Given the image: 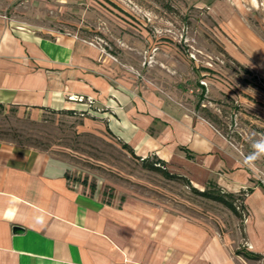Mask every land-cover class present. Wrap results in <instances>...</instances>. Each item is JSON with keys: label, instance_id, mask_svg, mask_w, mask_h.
I'll list each match as a JSON object with an SVG mask.
<instances>
[{"label": "crops", "instance_id": "0c3cea01", "mask_svg": "<svg viewBox=\"0 0 264 264\" xmlns=\"http://www.w3.org/2000/svg\"><path fill=\"white\" fill-rule=\"evenodd\" d=\"M16 1L0 0L1 105L86 113L191 188L249 191L240 232L220 230L156 202L104 198L71 178L67 160L0 138V264H264V184L245 152L188 104L137 83L99 44L21 20Z\"/></svg>", "mask_w": 264, "mask_h": 264}, {"label": "rangeland", "instance_id": "374dc122", "mask_svg": "<svg viewBox=\"0 0 264 264\" xmlns=\"http://www.w3.org/2000/svg\"><path fill=\"white\" fill-rule=\"evenodd\" d=\"M14 5L17 11L10 12L29 24L99 44L137 83L188 104L246 156L264 135V0H17ZM0 138L67 160L71 178L94 185L104 198H140L209 218L220 230H241L239 197L234 203L241 215L199 195L185 179L143 166L86 113L49 110L32 116L0 104ZM254 168L262 183L264 156Z\"/></svg>", "mask_w": 264, "mask_h": 264}, {"label": "trees", "instance_id": "16d2710c", "mask_svg": "<svg viewBox=\"0 0 264 264\" xmlns=\"http://www.w3.org/2000/svg\"><path fill=\"white\" fill-rule=\"evenodd\" d=\"M244 71L248 72L247 69H244ZM201 90H202L201 91V93H202L204 91V87L202 85H201ZM141 161H142L143 166H145V167H147L149 169H152V170L161 172L162 174H164L167 177L184 179L180 175L170 173L164 167V161H162L161 159H159L157 157H153L152 159L143 158V159H141ZM192 189L196 193H198L199 195H201V196H204L206 198H210L212 200H216V201L221 202L222 204H224L225 206H227L228 208H230L231 210H233L235 212H236V207L234 205L235 198L236 197H239V198L243 199L245 193L249 191V189H247V190H241L240 193H239V195L235 196L233 194L221 192L219 190H216L215 188L198 190L195 187H192ZM253 256H257V255H253Z\"/></svg>", "mask_w": 264, "mask_h": 264}, {"label": "clouds", "instance_id": "9594fccd", "mask_svg": "<svg viewBox=\"0 0 264 264\" xmlns=\"http://www.w3.org/2000/svg\"><path fill=\"white\" fill-rule=\"evenodd\" d=\"M252 151L244 158V164L250 167L255 166V161L264 156V135L251 143Z\"/></svg>", "mask_w": 264, "mask_h": 264}, {"label": "built area", "instance_id": "2783aa9c", "mask_svg": "<svg viewBox=\"0 0 264 264\" xmlns=\"http://www.w3.org/2000/svg\"><path fill=\"white\" fill-rule=\"evenodd\" d=\"M262 183H264V179H260Z\"/></svg>", "mask_w": 264, "mask_h": 264}, {"label": "water", "instance_id": "95a60500", "mask_svg": "<svg viewBox=\"0 0 264 264\" xmlns=\"http://www.w3.org/2000/svg\"><path fill=\"white\" fill-rule=\"evenodd\" d=\"M16 229H17V230H19V229H20V227H16Z\"/></svg>", "mask_w": 264, "mask_h": 264}]
</instances>
